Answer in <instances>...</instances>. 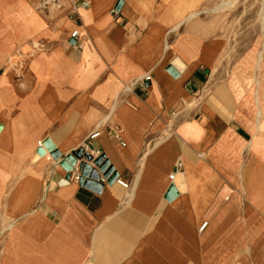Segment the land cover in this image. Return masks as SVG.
I'll list each match as a JSON object with an SVG mask.
<instances>
[{
    "label": "crops",
    "instance_id": "1",
    "mask_svg": "<svg viewBox=\"0 0 264 264\" xmlns=\"http://www.w3.org/2000/svg\"><path fill=\"white\" fill-rule=\"evenodd\" d=\"M89 1L0 0V264H264V9L227 70L229 0ZM86 145L116 180L60 186Z\"/></svg>",
    "mask_w": 264,
    "mask_h": 264
},
{
    "label": "rangeland",
    "instance_id": "2",
    "mask_svg": "<svg viewBox=\"0 0 264 264\" xmlns=\"http://www.w3.org/2000/svg\"><path fill=\"white\" fill-rule=\"evenodd\" d=\"M225 1L228 0L221 2ZM232 1L229 0L222 4V7H226L221 9L223 13L213 17L215 22L220 25V34L225 41L222 61L227 70L233 69L236 63H239L258 41L259 14L262 7V0H236L234 4L229 5ZM251 64L253 63H249L243 68L251 67Z\"/></svg>",
    "mask_w": 264,
    "mask_h": 264
},
{
    "label": "water",
    "instance_id": "3",
    "mask_svg": "<svg viewBox=\"0 0 264 264\" xmlns=\"http://www.w3.org/2000/svg\"><path fill=\"white\" fill-rule=\"evenodd\" d=\"M122 6V1H118L115 10L118 11ZM73 44V41H70ZM169 75L176 78V71H181V67L178 62H174L166 70ZM39 156L44 155V150L39 149L37 151ZM51 157L58 161L59 166L65 173V177L60 181L59 185H67L70 179V176L73 172L78 174V183L82 184L85 180L96 179L101 175L108 183H112L116 180V174L113 171V168L110 166L109 162L105 159L104 155H100L94 158L89 153L78 150L73 152L71 155L60 158V155L57 152H52ZM93 167H91V165ZM177 196V192L173 186H170L165 200L170 201Z\"/></svg>",
    "mask_w": 264,
    "mask_h": 264
},
{
    "label": "built area",
    "instance_id": "4",
    "mask_svg": "<svg viewBox=\"0 0 264 264\" xmlns=\"http://www.w3.org/2000/svg\"><path fill=\"white\" fill-rule=\"evenodd\" d=\"M90 7L89 0H38L37 3V10L43 13L47 18L53 22L60 18H66L72 21L74 24H78L81 22V13L88 10ZM69 41H73L71 47L76 52H81L83 49V45L80 41V33L77 28L71 31L69 34ZM148 81L147 78L141 79L139 82L140 86H143L144 82ZM120 133V130H117L115 136L117 137ZM98 132L92 133L88 140H93L98 137ZM83 150L87 152V145L83 147ZM174 176L170 175L169 180L173 181ZM75 180L78 181V174L77 172H73L70 176L69 181ZM119 183L120 186L123 188H127V184L116 181ZM206 224H202L200 230H202Z\"/></svg>",
    "mask_w": 264,
    "mask_h": 264
},
{
    "label": "bare ground",
    "instance_id": "5",
    "mask_svg": "<svg viewBox=\"0 0 264 264\" xmlns=\"http://www.w3.org/2000/svg\"><path fill=\"white\" fill-rule=\"evenodd\" d=\"M235 1L236 0H233L229 5H232V4H234L235 3ZM262 9H264V0H262ZM192 16H190V18H191ZM188 18V17H187ZM264 27V26H263ZM264 35V34H263ZM258 57H260V56H258Z\"/></svg>",
    "mask_w": 264,
    "mask_h": 264
}]
</instances>
